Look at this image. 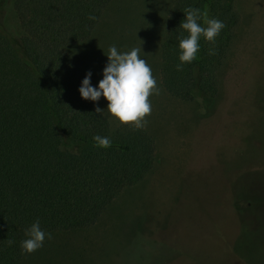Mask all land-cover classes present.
<instances>
[{
	"label": "trees",
	"instance_id": "1",
	"mask_svg": "<svg viewBox=\"0 0 264 264\" xmlns=\"http://www.w3.org/2000/svg\"><path fill=\"white\" fill-rule=\"evenodd\" d=\"M110 2L0 0V264H22L20 244L35 220L43 230L90 226L153 166L149 131L112 129L78 91L86 71L67 47L92 33ZM189 6L201 10L200 23L225 26L214 43L201 38L197 58L178 71L177 35H187L179 25ZM239 23L234 0H175L162 44L164 88L209 114ZM96 135L110 137V147L96 146Z\"/></svg>",
	"mask_w": 264,
	"mask_h": 264
},
{
	"label": "rangeland",
	"instance_id": "2",
	"mask_svg": "<svg viewBox=\"0 0 264 264\" xmlns=\"http://www.w3.org/2000/svg\"><path fill=\"white\" fill-rule=\"evenodd\" d=\"M174 3L175 0H111L92 33L67 47L86 73H92L91 84L95 87L102 79L110 45H116L120 51L141 46L140 55L151 66L159 89L158 94L149 97L151 113L145 117L146 125L163 124L169 132L172 127L177 131L169 135L164 130L169 135L165 136V142L170 150L160 164L166 167L160 166L151 181L119 195L117 205L116 200L113 201L92 226L44 230L51 233V239L46 238L43 246L31 254L24 252L22 264H166L178 257L162 242V232L169 222L172 229L175 210L178 214L186 208V213L193 216L190 209L194 206L182 202L202 195L194 173L185 186L175 181L182 171L179 169L181 156L173 162L179 146L176 143L178 135L184 128L180 120L191 111L190 107L196 119L206 117L211 120L210 124L219 125L209 134L216 161L204 163L209 168L227 166L228 169L227 176L218 184V200L222 205L219 215L225 212L228 194L229 200L236 196L231 210L234 223L229 222L239 234L236 248L225 252L220 249L210 258L215 264H264V0H234L240 23L228 59L220 71L217 103L205 115L197 102L174 97L161 82L162 44ZM8 22H16L13 14L9 15ZM107 103L103 96L97 102L105 109L111 128L115 129L121 123L110 117ZM172 164L178 166L177 175L172 172ZM213 173L216 174L213 171L211 176L215 175ZM166 193L169 194L166 200L168 220L166 215L158 214L156 207ZM222 218L202 221L201 233L208 226V229L223 231ZM192 227L193 224L188 225V229ZM186 259L184 261H191Z\"/></svg>",
	"mask_w": 264,
	"mask_h": 264
},
{
	"label": "crops",
	"instance_id": "3",
	"mask_svg": "<svg viewBox=\"0 0 264 264\" xmlns=\"http://www.w3.org/2000/svg\"><path fill=\"white\" fill-rule=\"evenodd\" d=\"M187 102H183V103L187 104L186 106H188L189 103ZM190 108L186 107V109H190L191 111L189 113H186L182 117L183 120L182 119L180 120V123L184 125L183 126L184 128L182 131L180 130V133L178 135L179 140L176 143L179 146L177 145L178 151L174 157L173 162H176V157L181 156L180 158L181 164H179V169L182 168V171L179 173V176L175 179V181H177L179 185L180 183H182L185 186L187 185L191 173H194L198 182L200 183V187L202 189V195L201 196L199 195V198L195 197V200L182 202V204L186 206H190V207L194 206L191 207L190 209V212L193 214V216L188 215V212L186 213V208L182 209L178 214L176 213L175 210L174 214L172 215L173 217L172 229H171V223L169 222V225L166 228V230L162 232L161 238L163 239L162 242L164 243L167 249L171 251H175L178 254V257L166 262V264H186V263L202 264V262L208 264H215V261L212 258H210L211 255H214L215 253L216 254L219 253L218 250L220 249H222L225 252L236 248V241L239 238V234L237 230H235L230 226L231 224L229 223L230 221H233L231 219L232 216L231 210L234 209L236 196L235 197L234 195L231 196L229 200V194H228L226 203L229 204L230 206H227L226 204L225 212L223 213L222 215L223 218H222V216L218 214L219 208L222 206L218 200L219 199L218 184L221 181V178L227 176L228 169L227 166L226 167L220 166V168H209L210 167L209 165L205 166L204 164L210 162L211 160L216 161V157L212 152L213 151V146L211 142L212 136L209 134H212L213 130H215L219 125L218 124L215 125L213 123L210 124L211 120L206 117L196 119L193 113L194 109L192 107ZM177 116L180 118L179 114H177ZM192 116L194 118H192ZM144 127L149 131V133L153 136L155 140L156 150H155V160L153 166L139 182L123 189L122 192L114 198L113 201L116 200V205L120 199L118 198L119 195L122 196L125 191L138 187V185H140L141 183L151 181V179L156 177L157 175L156 172H158V169L161 166L160 162L163 161V157L165 156L166 152L170 150L168 148L167 142H165L166 140L165 136L166 135L169 136V135H173V133L174 134L177 133L176 128L174 129V127H172V131L169 132L168 128L165 127L163 124L162 125L158 124L156 127L148 126V125H145ZM164 130L169 135L165 133ZM184 133L186 136H183ZM161 134L162 136H160ZM207 156H209V159L207 158ZM172 166H173L172 172L176 173L178 166L176 167L173 164ZM161 167H166V166L163 165ZM213 171H215L216 174L213 173V175L214 174L215 175L211 176V173ZM229 184L230 182H228L227 185L229 186ZM208 187L211 188L209 189ZM167 196H169L168 193H166V197L162 199L160 203L156 204V207L158 214L166 215V219L168 220L169 213L167 214V212L169 211V209H167V207H169V205L167 204L168 201H166L168 198ZM113 201L111 203H113ZM180 203L181 202H179V208L181 209ZM101 216L99 217V219L101 218ZM211 218L214 219L222 218L224 230L219 231L214 228L208 229L209 228L208 226L205 232L202 231L203 233L202 235L201 233L202 221ZM192 224H193L192 229H188V225L190 226ZM209 225H211V223ZM232 225L234 227V224ZM215 226L217 227V225ZM187 257L191 259L190 262L184 261V259H186Z\"/></svg>",
	"mask_w": 264,
	"mask_h": 264
},
{
	"label": "clouds",
	"instance_id": "4",
	"mask_svg": "<svg viewBox=\"0 0 264 264\" xmlns=\"http://www.w3.org/2000/svg\"><path fill=\"white\" fill-rule=\"evenodd\" d=\"M184 19L179 27L187 35L178 34L179 62L178 71L182 70L185 63H191L197 58L200 50L201 38L208 42L215 41L224 23L216 18H204L199 8L189 6L184 11ZM89 19H96L90 16ZM140 47H133L128 51H120L116 45L108 48L107 63L102 70V79L93 87L89 71L81 81L78 89L81 98L98 102L103 96L107 103V112L121 124H131L135 128H142L147 124L145 117L151 113L149 97L158 94L156 78L152 74L151 66L140 55ZM214 51L209 49V55ZM96 113L103 114L105 109L96 107ZM95 145L108 148L111 139L108 136L96 135L93 137ZM26 239L21 241L23 252L31 254L43 246L46 238L51 239V233L44 231L40 221L35 220L26 230ZM11 243V241H9Z\"/></svg>",
	"mask_w": 264,
	"mask_h": 264
}]
</instances>
